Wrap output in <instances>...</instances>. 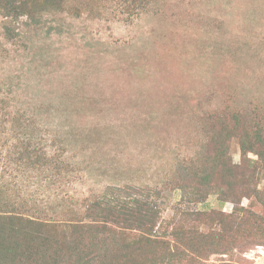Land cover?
Instances as JSON below:
<instances>
[{"label":"rangeland","instance_id":"rangeland-1","mask_svg":"<svg viewBox=\"0 0 264 264\" xmlns=\"http://www.w3.org/2000/svg\"><path fill=\"white\" fill-rule=\"evenodd\" d=\"M86 1L22 19L13 39L0 23V191L31 216L45 213L46 197L80 211L108 186L165 192L208 114L264 101V0H150L132 12ZM31 143L67 167L47 180L18 163L17 146ZM195 207L219 205L210 196ZM229 260L264 264V246Z\"/></svg>","mask_w":264,"mask_h":264},{"label":"trees","instance_id":"trees-1","mask_svg":"<svg viewBox=\"0 0 264 264\" xmlns=\"http://www.w3.org/2000/svg\"><path fill=\"white\" fill-rule=\"evenodd\" d=\"M75 1L0 0L3 33L13 39L22 19L39 23L51 14L77 12ZM117 1L132 12L150 0ZM203 124V137L177 164L165 192L108 186L80 211L58 196L46 197L45 213L31 216L25 202L13 203L0 191V264H212V255L232 260L264 246V101L214 110ZM22 145L15 160L42 171L44 179L67 167L61 153ZM174 193L178 197L169 203ZM210 196L219 207H195ZM229 259L219 264H237Z\"/></svg>","mask_w":264,"mask_h":264}]
</instances>
